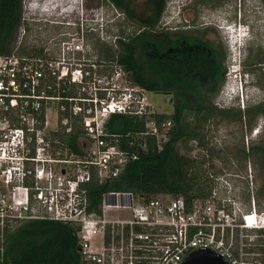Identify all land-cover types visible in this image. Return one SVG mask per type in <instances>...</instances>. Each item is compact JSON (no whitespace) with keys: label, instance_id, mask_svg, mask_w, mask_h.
Returning <instances> with one entry per match:
<instances>
[{"label":"built area","instance_id":"built-area-1","mask_svg":"<svg viewBox=\"0 0 264 264\" xmlns=\"http://www.w3.org/2000/svg\"><path fill=\"white\" fill-rule=\"evenodd\" d=\"M29 1L22 0L13 49L0 55V264H6V230L42 220L74 227L83 264H182L193 251L208 249L228 264H253L241 233L264 229V211L255 199L249 210L240 209L228 174L209 172L210 196L190 205L183 197L112 188L137 156L120 148V137L108 131L109 118L145 117L143 149L148 137L163 147L172 121L154 119L160 113L151 92L132 83L118 65L107 75L106 61L94 54L86 33L104 32V6L91 13L82 9L72 22L49 18L66 31L42 54L21 55L29 22H42L41 16L31 17L40 10L38 2ZM194 1L167 0L163 19L179 18ZM46 9L41 6L47 15L58 10ZM76 130L81 154L65 139ZM194 144L193 154L201 152ZM105 184L110 189L96 200L95 191Z\"/></svg>","mask_w":264,"mask_h":264},{"label":"trees","instance_id":"trees-1","mask_svg":"<svg viewBox=\"0 0 264 264\" xmlns=\"http://www.w3.org/2000/svg\"><path fill=\"white\" fill-rule=\"evenodd\" d=\"M221 1L195 0L194 3L217 6ZM104 2L136 24L131 35L115 37L117 50L105 47L102 53L106 62L121 67L132 83L146 91L171 95L173 104L171 115H153L159 123L172 121L169 140L161 148L150 137L146 140V149L140 146V133L146 128L145 117L112 115L109 118L108 131L120 137V148L128 157L137 156L136 160L127 163L112 188L144 196L183 197L188 205L195 200L207 199L213 188L209 171L214 169L213 161L219 158L220 151L210 146L206 129L216 120L243 121L240 110L220 109L216 105L214 92L218 84L226 81L225 54L212 41L201 39L198 31H184L180 27L161 29L167 0H144L142 8L135 5V0ZM21 18L22 0H0V55L13 49ZM244 21L247 22L245 18ZM178 22H181V16ZM43 50V45L31 47L25 42L20 54L38 55ZM263 65L264 58H254L247 71L253 74V70ZM246 114L255 118L264 114V107L254 108ZM65 139L76 153L81 154L78 130ZM133 140L135 145H131ZM194 142L201 151L199 153H203L201 156H193L195 149L190 143ZM251 149L252 152H263L262 146ZM218 172V175L223 174ZM108 189L109 184L98 188L95 199L99 200ZM254 231L264 236V229ZM256 245L257 253L264 255V237ZM4 249L6 264H83L74 227L56 221H31L11 226L6 230ZM246 250L255 253L252 249Z\"/></svg>","mask_w":264,"mask_h":264},{"label":"rangeland","instance_id":"rangeland-1","mask_svg":"<svg viewBox=\"0 0 264 264\" xmlns=\"http://www.w3.org/2000/svg\"><path fill=\"white\" fill-rule=\"evenodd\" d=\"M29 2H38L35 3V7H39L40 10H30L31 17L35 19L41 16L39 19L42 20L40 23L29 22L30 31L27 34L26 42L31 47H34V45L38 47L41 45H49L50 41L59 39L61 34L66 31V28L63 26L53 25L47 22L49 18L61 22H72L77 19L75 14H78L82 9L84 12L90 13L100 6H104L107 9L105 16L107 24L104 32L98 33L92 31L90 32L91 34L86 36V40L93 47L94 54L102 60L107 61L104 53H102L105 47L106 49L112 48L114 51L117 50L115 46V37L117 35L128 36L134 33L136 29L135 23L128 21L121 13L116 12V10L107 5L104 0H84V5L81 4V0H73L72 2L70 0H30ZM194 2L183 9L180 23L178 22L180 18H178V15H173L175 20L170 15L168 18L165 17V20L163 19L161 29H177L180 27L184 31H198V36L201 39L212 41L216 48L225 54L224 67L228 75L230 70L229 65L232 64L233 59L229 46L230 44L235 45L229 39L231 29H228V25L232 23L231 20L235 17L237 19L245 18L252 27L251 33L253 38L246 50L245 70H249L248 64L254 58H264V1L222 0L217 6L201 5L200 3L196 5ZM143 4L144 0H135L136 6L142 8ZM42 5H45L47 9L56 6L58 10H56L55 15H47L42 13ZM60 7L64 9L62 10ZM72 11L74 12L71 13ZM167 21L170 24H164ZM203 32L204 35L202 34ZM237 39L239 40L240 37H237ZM235 47L239 53L241 46L235 45ZM236 57L238 58L239 56ZM106 65L107 75H111L113 69L116 68V64L106 62ZM233 70H240V68L233 67ZM253 71L255 73H250V75L246 76H249L250 82L255 87L249 86L251 88L240 94L239 102L229 104V100L227 99L226 101L224 94L223 98L219 97L220 89L222 90L224 86L223 83L218 84L214 92L218 108L234 109L235 111L240 110L243 113V121L227 122L216 120L206 129L210 146L220 151L218 153L219 158L213 161L214 169H210L209 172L215 176H218V171H222L223 174H228L227 178L231 180L236 188L233 196L239 202V207L243 212L249 210L253 199L256 201L257 208L259 209L261 207L262 211H264V114L255 118L252 115L249 117L246 114L254 108L264 107V65L261 68L257 67ZM235 77L239 78V75L233 73V76L228 81L234 83ZM149 98L155 103L158 113H166L168 115L173 113L171 95L154 92L149 95ZM193 145L195 149V144L190 143L191 147ZM253 146H262L263 152H252L251 148ZM202 154L194 153L193 156H201ZM220 193L222 196L227 195L225 192ZM241 234V237H243L244 242L247 244V248L255 252L246 255L248 261L253 264H262L264 255L257 253L258 246L256 243L264 236L260 235L257 231L249 230Z\"/></svg>","mask_w":264,"mask_h":264},{"label":"clouds","instance_id":"clouds-1","mask_svg":"<svg viewBox=\"0 0 264 264\" xmlns=\"http://www.w3.org/2000/svg\"><path fill=\"white\" fill-rule=\"evenodd\" d=\"M230 26V27H229ZM228 29H231V36H229V39L236 45L241 46L239 53L236 51L237 48L235 45L230 44L229 48L232 54V64L230 66V70L228 72V75L226 74V81L224 83L223 89L220 92L219 97H224L229 100V104H234L240 101V94L247 91L249 86H253L250 82V78H248L246 75H250L249 71H246L244 68V62L247 58L246 50L248 49V46L250 42L253 40L252 38V27L250 23L245 22L244 19H235L232 20V23L228 25ZM234 37L236 38L234 40ZM237 37H240L238 40ZM243 42V43H242ZM235 48V49H234ZM236 56H239L238 58ZM233 67H239L240 70H233ZM233 73H237L239 75L238 77H235V82L232 83L229 82V78L233 76ZM226 85V86H225ZM231 86V88H230ZM230 89V90H229Z\"/></svg>","mask_w":264,"mask_h":264},{"label":"water","instance_id":"water-1","mask_svg":"<svg viewBox=\"0 0 264 264\" xmlns=\"http://www.w3.org/2000/svg\"><path fill=\"white\" fill-rule=\"evenodd\" d=\"M182 264H228L213 250H195Z\"/></svg>","mask_w":264,"mask_h":264}]
</instances>
